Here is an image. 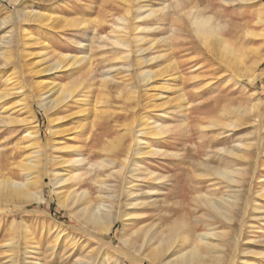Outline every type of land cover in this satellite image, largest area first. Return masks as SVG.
I'll return each mask as SVG.
<instances>
[{
	"label": "rangeland",
	"instance_id": "374dc122",
	"mask_svg": "<svg viewBox=\"0 0 264 264\" xmlns=\"http://www.w3.org/2000/svg\"><path fill=\"white\" fill-rule=\"evenodd\" d=\"M23 8L28 12L49 13L54 23L45 25L34 17L30 21L19 14ZM149 8L159 12L157 16L144 17ZM262 12L264 0H0V47L4 42L3 46L6 44L10 49V60L5 62L0 58V96L7 95L0 101V118L4 120L0 123V177L24 182L25 171L21 165L26 158L37 154L36 157L44 160L49 176H54V170L60 174L62 167L55 165V160L77 155L73 150L62 149L69 144L79 149V157L85 159L78 182L89 190L93 204L98 205L102 200L108 204L113 199L105 197L103 190H106L100 185L106 181L112 187L111 195H119L120 189L116 187L125 177L124 171H115L113 178H107L113 168L99 165L111 159L117 167L130 165L124 161L128 155L124 150L142 138L136 133L130 135L128 125L140 131L139 124L144 118L163 121L171 129L170 146L162 145L161 138L149 139L150 145L178 154L176 158L162 155L145 159L143 168L153 173L152 178L141 184H127V191L121 197L123 217L115 223L111 235L102 233L98 226L93 229L85 226L71 216L69 209L59 207L58 196L64 188L50 185L49 178H45L48 185L44 186V202L0 201V264H150L143 252L124 249L121 238L124 234L129 236L144 221L147 224L156 219L154 211L158 209L147 205L145 209L128 207V189L139 192L135 199L141 198L137 197L141 194L139 190L148 188L149 193L143 196L145 203L163 202L166 208H175L182 214L176 224L181 225L185 219L186 229L204 231V223L209 220L203 217L210 211L192 200L197 195L221 194L225 189L220 187L225 181L215 176L210 178L199 162H208L206 155L212 153L213 165L219 167L218 160L225 156L221 150L230 151L239 141L253 154L248 155L246 162L239 161L247 172L241 195L249 206L246 207L249 218L243 227L234 221L235 231H232L236 235L240 231L235 264H243V252L250 249L249 239L255 236L254 232L264 235V222L254 220V215L264 217V197L258 195L264 192V38L255 36L264 28L263 24L257 25ZM197 16L210 18V25L227 29L222 30L223 36L233 34L230 41L238 49L255 50L247 58L250 65H246L248 69L243 68L244 77L209 51L210 45L204 43L192 24V18ZM159 24L161 27L157 28ZM248 31L253 36H247ZM29 34L37 39L38 46H30ZM127 53L129 58L124 62L122 58ZM37 54L45 56L39 58ZM62 54L84 55L87 59L74 71H46ZM159 54L163 56L157 61L150 60ZM162 66L168 67V72L177 70L178 79L174 91L168 94L173 102L156 108L164 80L161 77L143 83L138 75ZM104 77H109V82ZM42 79L63 84L80 79L83 87L69 102L46 112L37 97L39 91L35 90ZM104 82H108V87ZM179 94L184 96V101L176 109ZM82 100L85 101L81 103ZM81 106L86 109L83 115L78 113ZM82 122L85 128L79 134L77 127ZM31 129L38 132L41 153H35L36 147H28L27 132ZM179 173L182 176L178 178ZM236 188L231 187L232 193ZM184 191L185 195L190 191L185 205L181 200ZM253 225L258 231L252 229ZM217 226L225 229L224 225ZM109 243L125 251L118 252ZM27 248L31 251L29 257L24 256ZM253 260L247 256L244 263L251 264ZM257 262L264 264L262 260Z\"/></svg>",
	"mask_w": 264,
	"mask_h": 264
},
{
	"label": "bare ground",
	"instance_id": "6f19581e",
	"mask_svg": "<svg viewBox=\"0 0 264 264\" xmlns=\"http://www.w3.org/2000/svg\"><path fill=\"white\" fill-rule=\"evenodd\" d=\"M13 1L17 2V0H12V2ZM238 1H242V0H238ZM243 1H249V0H243ZM18 12L23 17L29 18L30 21L32 20V18L30 17H34L36 21L45 23V25L46 24L50 25L54 23V20L51 14L45 13L41 10H38L35 12H28L26 11V9L23 8L21 11H18ZM158 13L159 12L153 11L152 8H149L147 10L146 16L144 15V17L146 18L154 17V16H157ZM121 21H123V18L121 19ZM60 22L61 21L59 20L58 23ZM210 22H211L210 18H207L205 16H197L195 18H192V24H194V26L196 27L195 29L197 33L202 35L204 43H207V45H210L209 48H211V50L209 51L215 53V56L219 58L221 63L223 64L225 63L231 69L238 72L239 76L244 77V74L242 73L243 68L248 69L247 66L250 65V64L247 65V60H248L247 58L249 57L250 54H254L255 50L254 49H244V50L238 49L235 46V44L230 41L234 37L233 34L232 35L229 34L230 36L227 35L226 37L223 36L222 34L223 29L221 30V27L219 26L210 25ZM257 23H258L257 25H260V24L264 25V12H262L260 16L258 17ZM159 25L157 28L161 27V25L160 26ZM261 32L262 33H259L255 36L257 38L260 36L264 38V28L261 30ZM246 35L253 36L252 33L250 34V31H248ZM237 38H235L236 42H238ZM29 40H30L29 42L30 46L35 45V44L37 45V39L34 36L30 35ZM241 41H244V43H246L245 39ZM3 44L4 42L2 43L0 47V58H2L6 62L10 60V49H8V46H6V44L4 46ZM17 45L19 46V44ZM123 46H125V43H123ZM43 54H40V55L37 54V55L39 56V58L40 57L43 58V56H45ZM162 56L163 54L162 55L159 54L158 56L151 57L150 60L157 61V59H159ZM128 58H129V55L127 53L125 57L122 58V60L125 62V60H128ZM86 59L87 58L84 55L74 54V56H69L67 54H62L61 56L53 60L51 64L52 66L51 67L49 66L46 69V71L48 72L55 71L56 73L64 72V71L69 72L70 70L74 71V69H77L78 67H82V63L86 61ZM42 60H40L41 63H42ZM142 64L143 62L140 63V66H142ZM1 65L3 66L2 63ZM125 65L126 67H130V65H128L127 63H125ZM167 70H168V67L162 66L156 71H152V72H150L151 70L143 71L142 73L138 75V79L140 78L143 83L158 80L161 77L164 80L163 81L164 85H162V87L160 85L161 90H160V93H158L157 95L158 96L157 99L160 101V103L157 106H155L152 103L154 107L156 108L157 107L162 108L163 106L173 102L172 99H170L171 96H169L168 94L174 91V84L178 79L177 70L172 69V71L170 72H168ZM249 70L252 71L253 69L252 70L249 69ZM250 71H247V72H250ZM244 73H245V70H244ZM106 79H108V82H109V77H107ZM106 79L104 80L107 81ZM81 82L82 81L80 79H77L75 80L74 83H71V84L70 83L63 84V83L56 82V81L49 83L46 81V79H42L41 83H38V85H35L36 87L35 90L39 91V95L37 97L40 99V104L43 106L46 112H50L52 109L57 107L59 104H64V102L66 101L69 102V99H71V97H73L75 92L81 88L82 86ZM108 82H104L105 83L104 85L106 87H108L107 86ZM159 89L160 88H158V90ZM105 92L106 91H104L103 93ZM6 96L7 95H4V94L1 95L0 101L4 99ZM176 100H177V103L175 104L176 105L175 108L177 109L179 108V106L181 107V104L184 101V96L179 94ZM84 101L85 100H82L80 102L83 103ZM54 110H57V109H54ZM158 110L159 109H157V111ZM238 111L240 112L241 110L239 109ZM85 112H86V109L84 108V106H81L78 113L80 115H83ZM28 113H31L30 110L28 111ZM103 114H105V112ZM1 122H4V120L0 118V123ZM15 122L17 121H10V123L12 124ZM24 122L25 121H18V123H24ZM84 126L85 124L82 122L77 127V129L79 130L78 131L79 134L82 133L83 128H85ZM139 127H141L140 131H134L131 125H128V128H127V131L130 132V135L131 134L135 135L136 133V135H138V138L139 137L142 138V139H139L138 142L134 141L135 142L134 146H132L131 143H130V147L128 145L127 147L128 153H127V149L124 148L126 149L124 150L126 151V154L129 155V156L126 155L127 157H125L124 159V161L129 162L130 164V165L128 164L129 166L127 168L125 165H121L120 167H117L119 165H117V163L112 159L104 161L103 162L104 165H99L100 168H104V167L113 168L111 172L107 173L106 175L107 178H111L114 175L115 171L117 172L124 171L125 177H123L122 180H120L121 184L117 185L116 187L117 190L120 189L119 195H116L115 197L111 195L110 192H112V187H110L106 181H104L105 183H103L102 181V184L100 185L102 189L109 191L107 193L106 191L103 190L104 194L107 195L105 197H107L108 199H113L111 203L107 204L106 202L107 200L106 201L102 200V202H100V204L98 205L93 204L94 202L91 200L89 190H87L84 185L78 182L80 181L83 175L81 173L82 169L80 167L81 165H84L83 163L85 159L83 160V158L79 157V154H80L79 149L73 148L69 144L62 147V149L68 152L73 150L75 154L77 153V155L71 156L70 158L60 157L55 160V165H57L58 167H62V173L60 174L56 173V171L54 170L53 171L55 173L54 176L52 177L49 176V171L47 170V167L44 164V160H42V158H40L39 156L36 157L37 155H39L37 154L35 155V157L31 156V157L26 158L24 163L21 165V168L25 171V181L24 182H19L16 179L10 178V177L9 178L0 177V201L6 202L7 200L8 201L19 200L20 203L23 202L24 204H27V202H30V201L44 202V186L48 185L47 182L45 181V178H49L50 185H53L54 187L60 186L64 188V190L62 189L61 194L58 196L57 201H58L59 207L69 209L71 211L70 212L71 216L76 217V219H78L85 226L91 227L92 229L98 226L102 233L111 235L113 232L115 223H117L123 217V215L121 214V207H122L121 197L124 196L125 192L127 191L126 190L127 184L128 185L132 183L134 184L135 182H140L141 184V183H145L144 180L149 179L150 177L152 178L153 173L143 168V165H144L143 163L145 159L152 158V157L157 158L158 156H162V155L163 156L173 155L172 152L171 154H169L170 153L169 150H164L163 148L162 149L153 148L150 145L149 139L161 138L159 140H162V143H161L162 145H164L165 147L170 146V139L168 138V136H169V132L171 131V129H169V126L166 125V123H164L163 121H160V122L153 121L152 122L151 118L148 117L140 121ZM27 137H28V140L30 141V144L28 145V147L30 149H33L36 147V149L38 150L40 148L38 132L36 133L35 130L31 129L27 132ZM237 143L238 145L235 146L234 149H231L230 151L221 150V152L224 153L225 156H223L222 160H218V162H220L219 167L217 166L215 167L213 165L215 162L214 160L212 161L210 157V155H213L212 153L209 155L208 154L206 155L205 159H210L208 160V162L204 160H202V162H199L200 165L204 166L207 169V172L205 174L209 175L210 178L215 176L225 181L224 183L222 182L223 186L220 187V189H223V188L225 189L222 192H220L221 194L212 195V196H208L207 194H204V196L197 195L196 198L192 200V202L195 205L204 206L210 211V213L205 214L203 217L209 220V222L204 223L206 230L199 231V229L197 228L190 229L189 227L188 229H186L188 225L186 224L185 219L183 223H181V225L176 224V220L179 217H181L182 214L175 211L174 210L175 208L174 209H172L171 207H170L171 209L166 208L165 207L166 204L163 202L160 203L159 201H154V202L146 201L145 203L143 196L149 193L150 190H148V188L139 190L141 194L137 195V197L140 196L142 199L141 198L134 199V197L136 196V193H139V192L133 191L134 189L130 187L131 189H128L129 191L126 197L129 202L128 207L129 206H131L132 208H139V207L142 208L143 207L145 209V206L147 205V207L148 206H150V208L154 207V209H158V210L154 211L156 215L154 218L156 219H153L152 222L145 224V221H144L143 224L138 226L129 236L125 234L124 236H122L121 244L124 246V249L127 248L130 252H131V249H135L141 253L143 252L145 254L144 256L146 260L147 261L149 260L150 264H158V262H160V264H235V260L238 257L237 250L240 244V238H239L240 231L238 232L237 235L236 233L234 234V232H232L233 229L235 231V227H233V222L238 221L243 227L244 224L247 223L246 219L249 218L247 217L248 212L246 209L248 204L243 199V196L241 195L243 191V186L246 182L244 175L247 174V172L245 171L243 166L240 165L239 161L246 162L248 155H253L252 153L248 152L247 150L248 146H246L245 144H242V141H239ZM35 153H41V152L38 150ZM175 154L176 155H173V157L176 158L178 154L177 153ZM227 155L228 156L231 155V157L229 158L227 157ZM257 155L259 157V154ZM182 157L181 159L183 160ZM130 158H131V161H130ZM89 165L92 167L95 166L91 164ZM125 169H126V172H125ZM180 176H182L181 173H179L178 178ZM206 176L204 175V177ZM125 180L127 181L130 180V181L128 183ZM234 186H236L237 187L236 189L238 190L232 193L233 191H231L230 189L231 187H234ZM196 191H197V188L194 189V192ZM189 193L190 191L187 194ZM187 194L185 195V191H184L185 196L181 197L182 203H184ZM258 195L264 197V192H261ZM100 197L101 199H104L102 197V194H100ZM246 199L248 198L246 197ZM11 204L13 203L11 202ZM254 220H257L259 222H264V217L260 218L259 215H254ZM211 221L213 223H211ZM259 222L258 224H261ZM217 224L224 225L225 229L218 228L219 226H217ZM252 229H254L255 231H258L259 228L254 227L253 225ZM237 231H238V228L236 232ZM254 233H255L254 234L255 236L249 239L251 242V247L248 251L243 252V256L245 255V260L247 256H250L254 260H256V261L253 260L251 264H258L257 262L258 260H262L263 261L262 263H264V235L261 236V235L256 234V232ZM109 244L113 248L118 250V252L125 251L121 247L115 246L114 244H111V243ZM252 246L254 247L260 246L263 249L255 250L256 248L254 249V247ZM29 255H31V251L30 249L27 248V251H25L24 256L29 257ZM245 260L242 261L243 264H245L244 263L246 262Z\"/></svg>",
	"mask_w": 264,
	"mask_h": 264
}]
</instances>
